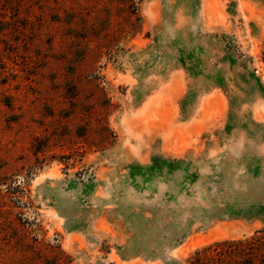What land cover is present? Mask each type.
I'll list each match as a JSON object with an SVG mask.
<instances>
[{
    "label": "rangeland",
    "instance_id": "rangeland-1",
    "mask_svg": "<svg viewBox=\"0 0 264 264\" xmlns=\"http://www.w3.org/2000/svg\"><path fill=\"white\" fill-rule=\"evenodd\" d=\"M198 252L264 264V0H0V264Z\"/></svg>",
    "mask_w": 264,
    "mask_h": 264
},
{
    "label": "trees",
    "instance_id": "trees-1",
    "mask_svg": "<svg viewBox=\"0 0 264 264\" xmlns=\"http://www.w3.org/2000/svg\"><path fill=\"white\" fill-rule=\"evenodd\" d=\"M225 244H226L225 242H222V243H219L218 245L224 246ZM235 244L238 246H242V244H244V243L242 241H240V242L235 243ZM250 253L255 256V254H253L252 252H250ZM218 255H223V254L217 253V254L206 255V254L198 252L197 257H196V263L197 264H214L217 262V256Z\"/></svg>",
    "mask_w": 264,
    "mask_h": 264
}]
</instances>
